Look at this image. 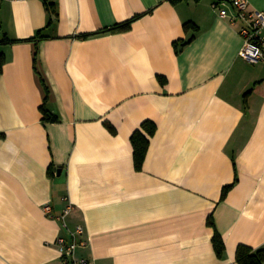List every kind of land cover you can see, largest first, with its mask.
<instances>
[{"label": "crops", "instance_id": "1", "mask_svg": "<svg viewBox=\"0 0 264 264\" xmlns=\"http://www.w3.org/2000/svg\"><path fill=\"white\" fill-rule=\"evenodd\" d=\"M216 1L0 0V264H63L69 202L91 264H238L239 245L264 248V62L240 57Z\"/></svg>", "mask_w": 264, "mask_h": 264}, {"label": "built area", "instance_id": "2", "mask_svg": "<svg viewBox=\"0 0 264 264\" xmlns=\"http://www.w3.org/2000/svg\"><path fill=\"white\" fill-rule=\"evenodd\" d=\"M213 7L221 17L227 18L233 25H239V33L244 41L240 57L250 63L264 62V11L251 9L249 0H219ZM73 208L74 204L69 202L64 212L56 216L69 231L68 238L58 237L56 240L60 257L63 264H91L87 257L78 254L79 248L88 243L83 238L84 226L78 225L75 229H70L67 224V216ZM44 211L49 216H55L51 203L44 205Z\"/></svg>", "mask_w": 264, "mask_h": 264}, {"label": "trees", "instance_id": "3", "mask_svg": "<svg viewBox=\"0 0 264 264\" xmlns=\"http://www.w3.org/2000/svg\"><path fill=\"white\" fill-rule=\"evenodd\" d=\"M172 1L176 2L178 0H172ZM48 7L51 10H53L52 9L53 6L51 4H48ZM131 23L132 20L118 24L115 27L111 28L110 31L125 30L130 26ZM190 24L191 22L186 23V27H188ZM4 64H5V56L3 53H0V76L3 72ZM43 110H44L45 118L51 120L56 119V117L52 113H50L46 108H43ZM143 126L150 134H153L156 130V126L152 124L146 125L145 123ZM132 142L134 145V156H135L136 167L138 169H141L144 160L146 158V153L148 151L149 139L142 130L137 129L132 135ZM225 193L226 190L224 192V195ZM209 223L210 225L215 227V223L211 217L209 219ZM213 244L218 256L222 257L226 251V244L222 235L217 231V229L213 237ZM236 261L238 264H264V248L253 249L248 245L241 244L237 248Z\"/></svg>", "mask_w": 264, "mask_h": 264}]
</instances>
